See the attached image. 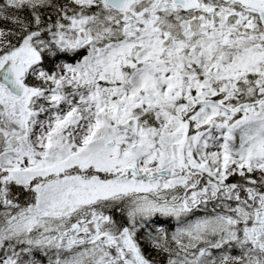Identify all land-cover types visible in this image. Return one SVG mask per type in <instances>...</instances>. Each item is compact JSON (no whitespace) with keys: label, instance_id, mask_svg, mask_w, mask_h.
<instances>
[{"label":"rangeland","instance_id":"rangeland-1","mask_svg":"<svg viewBox=\"0 0 264 264\" xmlns=\"http://www.w3.org/2000/svg\"><path fill=\"white\" fill-rule=\"evenodd\" d=\"M69 2L70 12L60 16L55 27L47 33L49 38L45 42L27 37L18 49L0 59V65L5 58L12 57L26 63V55L33 48L50 43L59 53L79 55L81 66L70 74L68 83H60L52 75L42 76L38 63L29 59L26 67L33 68L30 78L36 86L31 87L22 100L13 98L0 85V147L4 148L0 151V173L22 184V192L28 195L24 203H29L25 211L11 214L10 202L14 205L20 201L13 202L7 196L8 201L0 204V231L18 234L40 216L48 217L45 223L51 231L54 221L62 218L56 221L59 225L56 231L36 235L35 247H38L37 241L43 246L35 250L43 251L40 253L46 258L43 264H131L130 259L138 264V257L132 258L127 248L134 247L132 241L136 234L133 236L132 232H139L142 224L139 223L153 226L151 240L160 237L155 232L162 229L159 224L147 223L148 220L157 215H181L177 216L176 227L163 231L169 232L173 240L162 233L160 248L156 247L157 255L173 252L174 249L166 244L170 241L189 251L186 258L190 264H229L236 259L232 264H264V243H253L252 249H243L242 253L237 249L233 251L236 254H232L233 248L225 242L236 235L234 219L225 215V220H221L205 213L202 214L205 217L188 219L178 200L179 191L187 187L176 158L187 120L190 132L185 156L194 171L208 174L215 182L233 174L239 179L234 182L244 184L242 190L257 189L259 183L264 184L263 106H260L263 115L260 112L247 115L253 118H240L227 130L225 122L214 119L207 107L195 106L197 99L214 93L213 88H207L211 81L207 84L206 80L208 75L218 71L212 69L222 66L228 70L235 66L228 68L214 61L217 55L213 50L223 44V34L190 35L175 9L159 6L155 1L148 6L140 0L129 15L111 10L105 0ZM152 13L160 15L154 21L155 27L166 34H176V38L180 35L167 48V54L174 61L179 60L182 46L186 45L182 43L188 41L187 48L196 62L190 72L177 75L173 74L174 69L163 66L156 57L157 34L148 29L149 22L130 19V16L151 17ZM185 36L188 39L185 40ZM58 42L65 46H58ZM55 52L50 50L49 54ZM185 77H190L194 83L191 86L183 83ZM41 82L42 85L48 82L46 88H42ZM223 89L227 90L228 86L221 85L216 91ZM98 112H102L99 118L102 123L97 122L95 126ZM129 116L139 118L142 123L134 144L121 126ZM105 117L109 122H105ZM59 121L64 122L63 135L58 133L50 143L43 134L48 135L46 132L53 130ZM110 140L123 147L117 159L111 156L112 147H106ZM73 169L76 171L67 173ZM47 173L54 178L37 181L35 189L33 185L29 188L30 175L38 177ZM159 175L162 176L158 178ZM4 180L1 176L0 193L6 190L2 186L10 184L9 180ZM196 182L194 179V184ZM168 192H175V195L167 196ZM29 193L33 194L32 199ZM120 194L124 198L109 202L111 197ZM96 201H102L101 205L108 201L105 205L115 216L105 221V217L99 219V211H95L85 219H78L84 211L90 213L86 206ZM248 203L256 204L261 212H257L260 223L264 214L259 201L249 200ZM249 210L251 206L237 207V211ZM126 220L131 227H127ZM114 221L121 227L116 229L118 233L109 224ZM248 230L246 227L245 231ZM253 233L256 238V227ZM114 237L118 240L124 237L123 244L115 243ZM2 240L0 237V242ZM128 240L130 245L127 246ZM121 248L126 250L125 256L119 253Z\"/></svg>","mask_w":264,"mask_h":264},{"label":"flooded vegetation","instance_id":"flooded-vegetation-1","mask_svg":"<svg viewBox=\"0 0 264 264\" xmlns=\"http://www.w3.org/2000/svg\"><path fill=\"white\" fill-rule=\"evenodd\" d=\"M138 1L139 0H137V2ZM143 1H145L148 6L152 4H149L150 2L155 1L159 6L165 5L168 8L175 9L178 14L181 15L183 25L185 26L186 24L188 31L191 32L190 35H201L204 32L211 34L216 31L223 34V44L218 42V45L221 44V47L213 50V53H216L217 55L215 56L214 61L222 62L228 68L232 67L233 64H235V66L228 70L224 69L222 66L221 68L212 69L218 71L213 72L212 76L208 75L206 80L207 84H210L211 81V86H208L207 88H213L214 93L208 94L205 99H211L222 103L229 111H225L213 105H206L204 107H207L218 119L222 117H229L234 120L246 117L253 118L247 115H258V112H260V115H263L260 106H263L264 111V29L259 28L260 26L262 27V23L259 19L258 9L264 11V0H252V4L255 8H247L240 2L230 0H197V5L187 10L173 5L170 0ZM130 19L131 21L137 20L141 23L149 20V24H152L155 21L156 16L147 18L145 16L139 18L130 16ZM193 20L198 21L199 31L193 32L191 30L190 23ZM153 30L155 29L153 28ZM163 37L164 36H161V38L158 37L160 38L158 41L161 42ZM179 37L180 35H177L176 38V34L168 35V38H172L173 40H177ZM186 39L188 38L185 36V40ZM182 44L184 45L185 42ZM187 46L189 47V44H187ZM187 46L186 48L181 49L179 55L183 60L174 61L171 58L172 56L167 54L168 47L156 48V54L158 59L162 60L166 68L173 70L176 67L173 74L177 73L178 75L179 72H181L180 70L190 72V70L195 67L196 62L193 54H190V50H188ZM186 51H188L187 56L185 55ZM169 60H171V62ZM183 83L191 86L194 81H191L190 77H185ZM221 85L228 86V89L216 91ZM183 170L184 171L180 170L179 173L185 176L187 187L184 191H179L178 194L180 197L178 196V200L181 201L183 207L182 211L185 212L187 218L199 217L202 216L203 213L210 214L211 217L218 216L221 220H224L223 218L225 215H228L231 219L235 218V234L238 236L236 238L234 237L230 243L235 248L246 249L247 246L243 243L242 239L250 238V236L241 237L242 230H240V228L242 224H251L253 221L251 218L252 216L254 220H257L258 218V208L256 204H249V200L252 202L258 200L259 208H262L264 214V203L262 202L264 201V184L262 185L259 183L257 189L256 187H248L242 190L241 184L237 182L231 190L229 185L226 184V178H224L223 181L215 179V182L210 179L208 174L196 172L192 167H186L183 168ZM160 176L162 175H159L158 178H160ZM194 179H197L196 184H194ZM27 180H30L31 184L33 181V175L28 177ZM173 189L178 190L179 188L173 186ZM196 190H199L197 194H195ZM13 192L14 194L12 195ZM173 193L175 192H168L166 195L172 196L171 194ZM11 195L13 202L17 200L20 201L14 205L9 201L11 214H19L20 212L25 211L24 206H27L28 204L24 203L25 201L22 194L18 193L16 190H12ZM7 201V195L0 193V204H4ZM236 205H240V207L244 208L252 207V210L247 211V221L243 220V213L240 215L235 213L236 210L234 207H236ZM104 208L105 210H103ZM91 211L92 214L96 213L95 211H99L98 218L101 219L105 217V221L107 217L115 216L113 211L106 205H97L96 208ZM100 213H102V215ZM259 213L261 214V212ZM169 219L170 221L166 220L169 221L168 224H163L162 222L159 223L158 226L162 229L161 231H164V227L166 226H168L167 229L177 226L178 223L176 219L171 217H169ZM212 221H214V219H212ZM109 224L115 229H120V225L117 221L112 223L109 222ZM260 224L262 229H257V232L262 236L264 234V218L260 219ZM25 228L26 229L22 234L18 236L12 234L9 235V233H4V235H2L4 240H2L3 242L1 241L0 260L3 259V257L9 256L8 262L10 264H30L29 254L32 255L31 251L33 249L32 240L34 239V232L39 230L36 227L33 228V225H31V228H28V226ZM157 233H160V231ZM251 234H253V230L251 231ZM141 238L146 237L144 236ZM159 238L162 237H156L154 246L157 254L159 252L157 248L158 245L160 248L159 242L161 241ZM258 240L261 244L264 243L263 239L258 238ZM245 242H247V240H245ZM166 244L169 246L168 243ZM8 245L12 246V250L9 252L6 251ZM146 245L145 242L140 245L143 262L165 264V260H168L173 256V253L168 255L164 253V259H162V255L155 254L152 256L145 252L144 246ZM173 246L175 249H179L185 254V256H180L179 261L182 260V264L190 263L189 258H186V249L181 246H175L174 244ZM147 247L149 246L147 245ZM160 260L165 262L161 263Z\"/></svg>","mask_w":264,"mask_h":264},{"label":"trees","instance_id":"trees-1","mask_svg":"<svg viewBox=\"0 0 264 264\" xmlns=\"http://www.w3.org/2000/svg\"><path fill=\"white\" fill-rule=\"evenodd\" d=\"M68 6H71L69 0H15L13 2L0 0V59L15 51L27 37L46 40L47 33L55 27L60 16L70 12ZM50 50L47 48V50L40 51L41 70L56 75L55 77L60 80L61 68L65 67L67 72H72L70 69L75 64L74 56L49 54ZM61 129L63 127L59 126L57 130L61 132ZM57 134L54 132L52 137L54 138ZM13 188L18 193L20 191L22 196H27L24 191L22 192L21 187L13 186ZM144 250L152 256L157 254L154 246L147 247L146 245ZM161 257L164 259L163 254Z\"/></svg>","mask_w":264,"mask_h":264},{"label":"water","instance_id":"water-1","mask_svg":"<svg viewBox=\"0 0 264 264\" xmlns=\"http://www.w3.org/2000/svg\"><path fill=\"white\" fill-rule=\"evenodd\" d=\"M121 0H107V3L114 6L116 9H125L118 5ZM176 3L182 4L183 0H176ZM127 5V4H126ZM250 5V4H249ZM25 76V68L21 62L17 61V58L6 60L0 67V84L4 86L8 92H10L14 97L22 98L26 95L28 91V86L23 82L22 78ZM124 126L131 129L130 137L135 141V135L137 130V121L135 119H128ZM188 126L186 124V129L183 134L182 140L178 148L179 160L183 163L184 161V145L187 140ZM112 141L107 143V145H112ZM120 153L119 147L113 149V156L118 157Z\"/></svg>","mask_w":264,"mask_h":264},{"label":"bare ground","instance_id":"bare-ground-1","mask_svg":"<svg viewBox=\"0 0 264 264\" xmlns=\"http://www.w3.org/2000/svg\"><path fill=\"white\" fill-rule=\"evenodd\" d=\"M229 188L231 189L230 186H229ZM231 190H232V189H231ZM223 219L225 220V216H224ZM140 239H141V240H145V238H141V237H140ZM232 254L235 255V252H232ZM180 256H185V254L182 253L179 249H177L176 252L173 253V256H172L170 259H172V260H178V261H179Z\"/></svg>","mask_w":264,"mask_h":264}]
</instances>
